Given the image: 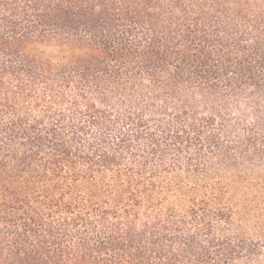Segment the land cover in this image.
I'll list each match as a JSON object with an SVG mask.
<instances>
[{
	"label": "trees",
	"instance_id": "1",
	"mask_svg": "<svg viewBox=\"0 0 264 264\" xmlns=\"http://www.w3.org/2000/svg\"><path fill=\"white\" fill-rule=\"evenodd\" d=\"M255 176L264 0H0V264H264Z\"/></svg>",
	"mask_w": 264,
	"mask_h": 264
},
{
	"label": "rangeland",
	"instance_id": "2",
	"mask_svg": "<svg viewBox=\"0 0 264 264\" xmlns=\"http://www.w3.org/2000/svg\"><path fill=\"white\" fill-rule=\"evenodd\" d=\"M41 50L43 57L52 64H56L61 58L60 49L54 43L44 45ZM256 177H254L255 179L248 186H234L230 194V197L234 199V202L240 208H245L246 205H249L251 207L250 209L255 211V216L264 210V189L259 190L257 188ZM256 191H259L257 195Z\"/></svg>",
	"mask_w": 264,
	"mask_h": 264
}]
</instances>
